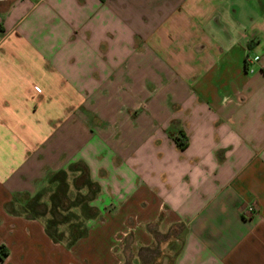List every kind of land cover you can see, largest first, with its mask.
I'll use <instances>...</instances> for the list:
<instances>
[{
  "label": "crops",
  "instance_id": "obj_1",
  "mask_svg": "<svg viewBox=\"0 0 264 264\" xmlns=\"http://www.w3.org/2000/svg\"><path fill=\"white\" fill-rule=\"evenodd\" d=\"M2 2L0 264H264V0ZM77 163L69 246L24 206Z\"/></svg>",
  "mask_w": 264,
  "mask_h": 264
},
{
  "label": "trees",
  "instance_id": "obj_2",
  "mask_svg": "<svg viewBox=\"0 0 264 264\" xmlns=\"http://www.w3.org/2000/svg\"><path fill=\"white\" fill-rule=\"evenodd\" d=\"M184 146V143H180ZM70 171H80L81 174L75 178L74 185L77 189L86 187L87 194H77L76 198L71 201L68 196V190L70 187L68 181V171L61 170L54 174L49 184H55L54 189H50V204L42 201V191L37 193L25 204V212L31 219L44 218L46 224V232L49 237L55 242H66L69 246H72L80 238L87 234V228L84 224V219L87 220L90 216H95L91 213L89 202L94 198L98 192V186L89 177L86 168L77 163L70 167ZM81 205L84 210V217L80 220L75 214L69 211L73 206ZM7 209L13 213L16 210L12 206H8ZM67 225L66 230L61 226ZM8 251L4 245H0V262L4 261L8 256Z\"/></svg>",
  "mask_w": 264,
  "mask_h": 264
},
{
  "label": "rangeland",
  "instance_id": "obj_3",
  "mask_svg": "<svg viewBox=\"0 0 264 264\" xmlns=\"http://www.w3.org/2000/svg\"><path fill=\"white\" fill-rule=\"evenodd\" d=\"M10 2H11V1H7L5 4H6V5H7V4H10ZM5 4H4L3 2L1 3V6H0V12H1L2 10H4V8H5L4 6H5ZM80 174H81V172L77 171V172H70L69 175H68L69 183H70V187H69V191H68V196H69V198L71 199V201L74 200V199L76 198V195H77L78 193H80V194H82V195H86V193H87L86 188L82 189L81 192L78 191V193H77V191L75 190V188H74V186H73V184H72L73 177H75L76 175L79 176ZM55 186H56V185L53 184V183H52V184H48L46 187H44V188L41 190L42 193H43V195H42V201L48 203V205L50 204V201H49V197H50V193H51L50 189H54ZM12 207L14 208V206H12ZM14 209H15V208H14ZM16 211H17V209H16ZM10 212H11V211H10ZM69 212L72 213V214H75V216L79 217L80 220H82L83 217H84V214L81 213L82 210H81V207H80V206H73ZM11 213H13V212H11ZM61 228L66 230L67 225H63V226H61ZM6 233H7V232H6L5 230H0V240L3 239L4 236H6ZM18 247L21 248V249H20V254L23 253V250H24L23 247H22L20 244L18 245ZM13 251H14V250H13ZM38 264H40V263H38Z\"/></svg>",
  "mask_w": 264,
  "mask_h": 264
},
{
  "label": "built area",
  "instance_id": "obj_4",
  "mask_svg": "<svg viewBox=\"0 0 264 264\" xmlns=\"http://www.w3.org/2000/svg\"><path fill=\"white\" fill-rule=\"evenodd\" d=\"M255 211H256V207H255V205H250V206H248L247 209H246V213H247L248 215H251V214L255 213Z\"/></svg>",
  "mask_w": 264,
  "mask_h": 264
},
{
  "label": "flooded vegetation",
  "instance_id": "obj_5",
  "mask_svg": "<svg viewBox=\"0 0 264 264\" xmlns=\"http://www.w3.org/2000/svg\"><path fill=\"white\" fill-rule=\"evenodd\" d=\"M2 1H3V0H0V4H1Z\"/></svg>",
  "mask_w": 264,
  "mask_h": 264
}]
</instances>
